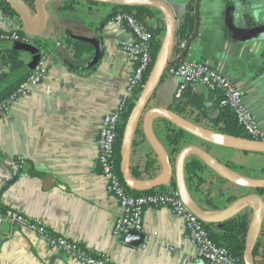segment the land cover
Listing matches in <instances>:
<instances>
[{"label": "crops", "instance_id": "0c3cea01", "mask_svg": "<svg viewBox=\"0 0 264 264\" xmlns=\"http://www.w3.org/2000/svg\"><path fill=\"white\" fill-rule=\"evenodd\" d=\"M163 1L172 8L179 25L193 0ZM65 2L47 3L48 28L38 40L47 55L48 75L29 95L12 105L10 117L0 115V193L4 207L42 221L52 234L96 252L111 253L115 264H198L194 261L197 248L188 237L183 219L169 208H146L145 229L158 232L159 238L145 248L114 237L115 221L123 211L107 191L100 172L97 139L104 117L118 107L136 68V58L127 50L134 37L126 26L111 22L115 15L112 5L79 1L75 10L66 11L62 9ZM155 12L165 26L162 14ZM228 15L239 28H252L246 15L256 26L264 25V0H201L198 35L188 43L185 53L180 50L173 56V61L206 62L227 76L243 92L245 103L264 129V34L247 41L232 39L226 28ZM22 28L17 15L0 11V32ZM165 34L166 28L163 40ZM71 35L99 38L104 47L102 58L94 62V49L71 39ZM2 45L0 42V48ZM76 47L84 50L80 57ZM20 57L28 68L31 55L21 52ZM8 71L0 57V74ZM178 85V80L166 74L152 106L173 110ZM188 92L202 98L209 108L221 96L204 86ZM191 117L192 121L200 118L199 113ZM200 124L216 131L203 118ZM161 126L159 120L154 122L155 133L166 147ZM209 151L229 167L238 166L230 167L238 175L264 179V154L213 146ZM152 153L145 141L132 156V172H138V179L152 178L144 171L147 156ZM19 159L25 161L24 166L12 178ZM156 169L160 176L159 161ZM206 176L203 174L207 189L213 191L214 203L209 204L197 191L192 195L210 214L243 196L262 195L214 174ZM242 215L251 220L252 211H242L235 217ZM222 224L207 225L219 234ZM0 264L82 263L46 248L44 238L33 230L10 226L0 238Z\"/></svg>", "mask_w": 264, "mask_h": 264}, {"label": "built area", "instance_id": "2783aa9c", "mask_svg": "<svg viewBox=\"0 0 264 264\" xmlns=\"http://www.w3.org/2000/svg\"><path fill=\"white\" fill-rule=\"evenodd\" d=\"M0 11H2L0 9ZM111 22L126 26L133 34L134 41L127 50L136 58L137 65L129 80L126 94L118 107L103 119L97 139L98 166L102 177L107 183V191L114 196L123 211L114 224L113 235L117 240H123L130 232L144 235V243L139 248H145L159 238L158 232H148L144 226L146 208H169L183 219L190 240L197 248L194 261L198 264H243L235 258L228 249L217 245L206 229L205 222L199 218L183 201L177 189L169 188L164 191L134 196L130 194L116 166V145L120 129L124 123V114L138 89L144 86V78L152 64L151 41L152 34L144 23L133 15L118 13ZM23 33V35L20 34ZM39 38L25 33L24 29L11 32H0V42H22L37 46L41 51V59L32 73L19 84L17 89L5 100L0 101V115L10 117L12 105L21 98L29 95L32 90L44 81L48 75L47 55L40 46ZM188 43H180L179 49L187 51ZM166 74L178 80L175 101L183 99L189 90L196 92L199 86L210 91L220 92L221 105L230 108L249 139L264 142V129L259 125L252 109L245 103L243 92L227 76L218 72L210 64L202 61L183 59L168 67ZM25 161L17 160L14 164L12 178L18 176ZM264 199V194L261 195ZM2 195L0 193V238L4 234L3 225L9 223L17 229H30L44 238L46 248L61 253L82 264H115L109 252H96L61 235L52 234L40 220L26 218L13 209L2 210ZM172 251H174L172 249Z\"/></svg>", "mask_w": 264, "mask_h": 264}, {"label": "water", "instance_id": "95a60500", "mask_svg": "<svg viewBox=\"0 0 264 264\" xmlns=\"http://www.w3.org/2000/svg\"><path fill=\"white\" fill-rule=\"evenodd\" d=\"M19 20L26 34L34 38H41L48 28L47 3L51 0H35L34 7L28 6L25 0H7ZM85 2L109 4L123 7H150L162 14L165 21L166 34L163 45L154 63L153 69L144 84L139 98L132 107L126 121L121 144L120 171L123 182L130 190L138 193H147L160 188L175 187L186 205L205 224H221L245 210L252 211V217L246 235V245L243 254V264H257L254 252L264 226V199L261 195L243 196L215 213H208L194 199L186 177V165L198 160L204 165L203 174H215L222 180L240 188L259 191L264 189V179H252L238 175L228 165L221 162L209 148L220 147L241 152L264 154V142L249 138H236L217 133L213 130L191 122L169 108L153 107L152 99L162 83L168 67L177 62L173 61L176 49V35L178 22L172 8L163 0H79ZM226 28L234 40L247 41L264 34V25L252 28L235 26L231 17L226 18ZM71 39L90 45L94 49V62L100 60L104 54V47L97 37L71 35ZM14 48L31 55L28 64L33 71L41 59L40 49L31 44L15 42ZM156 120H167L175 127L185 131L188 137L183 148L177 153H170L160 142L154 130ZM141 129L153 153L161 166L160 176L149 179L135 178L132 172L131 160L133 143L137 131ZM202 142L196 144L195 141ZM194 142V143H193ZM233 199H231L232 201ZM228 203V202H227ZM10 224L3 225V231L10 229ZM126 240L136 247L144 243V235L130 232Z\"/></svg>", "mask_w": 264, "mask_h": 264}, {"label": "trees", "instance_id": "16d2710c", "mask_svg": "<svg viewBox=\"0 0 264 264\" xmlns=\"http://www.w3.org/2000/svg\"><path fill=\"white\" fill-rule=\"evenodd\" d=\"M29 7H34L35 0H25ZM79 0H66L64 5L62 6L63 10L73 11ZM91 5L99 4L89 2ZM200 3L201 0H193L187 6V12L183 18V21L178 25L177 35H176V49L174 55L180 53V43L183 41H187V43L192 42L198 35L199 27H200ZM114 14L118 13H126L135 16L142 23L148 26L151 34V53H152V64L150 66V71L144 78V83H146L151 70L153 69L154 63L158 57V54L163 45V33L165 30L164 24L162 25V19L157 16L156 10L150 7H123V6H115ZM0 9L6 15L14 16L16 13L12 9L10 3L7 0H0ZM246 21L249 27H255L256 23L252 21L250 16L246 15ZM23 35L22 32H20ZM2 47L0 48V57L9 68L7 73L0 74V101L7 99L19 86L21 82H23L32 71L29 70L25 64V62L21 59V51L16 50L14 48V42L5 41L2 42ZM84 53V50L80 47H76V55L81 56ZM142 91V87H140L130 104V108L128 112L124 114V123L120 129V136L116 145V166L118 168L119 173L121 166V144H122V136L125 128L126 121L129 117L130 111L134 106L135 102L139 98V95ZM157 94V93H156ZM156 95L152 99V102L155 100ZM222 95L219 99L215 100V105L212 108L206 106L204 100L197 95L186 92L184 97L179 102H175L173 107L174 111L191 122H195L198 125L200 124V120L203 118L206 122L211 123L217 133L236 137V138H249V136L245 133L242 127L238 124L236 116L234 112L225 106L221 105ZM217 111V115L214 117L213 113ZM195 113H199V119L192 121V115ZM162 123L160 127L164 132L165 141H166V149L170 153L179 152L183 146L185 145V141L188 137V134L172 125L167 120H159ZM157 127V124H156ZM205 127V126H203ZM146 141L143 131L139 129L135 135V140L133 143L132 156L135 154V151L140 143H144ZM158 164V158L154 153L149 154L147 156V161L145 163L144 171L152 178L158 175V171L156 169V165ZM230 167L237 168L236 165H231ZM203 170L204 165L198 161L193 160L186 165V177L187 182L190 186L192 194L197 191L201 195L206 198V201L209 204L214 203L213 191L211 189H207L206 180L203 178ZM135 178L139 177L138 172L134 170ZM122 176V175H121ZM217 177V175L214 174ZM130 194L134 196H138L145 193H137L128 188ZM261 194H264V189L259 190ZM150 193V192H147ZM2 210H5L4 205L1 206ZM7 209V208H6ZM250 219L247 215L237 216L235 218L230 219L229 221L222 224L221 232L219 234H215L213 232L212 226L206 224V229L210 234L212 240L219 246L225 247L229 250V252L241 262H243V254L246 245V235L248 232ZM264 228V226H263ZM254 256L257 264H264V231L261 233L258 243L254 252Z\"/></svg>", "mask_w": 264, "mask_h": 264}]
</instances>
